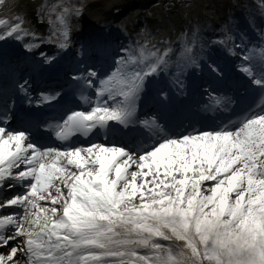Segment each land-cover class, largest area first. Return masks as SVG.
<instances>
[{
	"label": "snow or ice",
	"instance_id": "6c2138e0",
	"mask_svg": "<svg viewBox=\"0 0 264 264\" xmlns=\"http://www.w3.org/2000/svg\"><path fill=\"white\" fill-rule=\"evenodd\" d=\"M257 8L247 33L229 19L218 39L197 27L175 42L137 41L107 66L82 45L67 81L80 103L41 121L43 132L18 122V104L53 108L65 93L34 96L22 62L54 65L85 5L40 4L46 39L26 12L0 17V264H264V0ZM46 42L57 54L37 60ZM13 44L23 51L10 58ZM212 47L239 61L242 93L224 94L232 76ZM192 69L207 72L211 115L174 120L172 91L187 95ZM165 80L158 109L145 111L150 86Z\"/></svg>",
	"mask_w": 264,
	"mask_h": 264
},
{
	"label": "bare ground",
	"instance_id": "6f19581e",
	"mask_svg": "<svg viewBox=\"0 0 264 264\" xmlns=\"http://www.w3.org/2000/svg\"><path fill=\"white\" fill-rule=\"evenodd\" d=\"M88 0H82L81 3L85 5V11L84 14L73 20V32H72V43H73V38L77 35H83L85 33L94 35L96 34V31H104V33H108L109 36H116L114 30L110 31L111 27H115L119 23L120 20V15H122V12L125 11L127 8H136L137 5L138 7L141 4H144L145 1L148 0H107L105 4H100V3H94L92 4H86ZM94 1V0H93ZM56 3L58 0H8V3L10 5H18V7H10L8 10L0 9V17H7L9 15H15L18 12L23 13L26 12L27 16L26 19L28 21V26H30L33 30L37 32L38 35L44 37L45 39L48 37L49 32H48V25L47 22L45 21L44 23H39L36 19L35 16V9L42 3ZM70 3L73 4H80V2H77V0H70ZM219 0H208L204 4L201 5V8H205V11H207L209 14H212V10L216 9L219 5ZM137 9V8H136ZM196 9L193 8V12L188 13L186 15L185 21L182 22V27H184L185 32L189 31L188 27L192 29L187 23V20H190V15H198V10L197 12L194 11ZM209 10V11H208ZM211 10V11H210ZM138 15V14H137ZM185 16L184 14H182ZM94 16L95 19V24L92 22H89L88 19ZM135 23L138 22L136 18H134ZM209 20V19H208ZM86 22V23H85ZM212 22V21H211ZM108 29V30H107ZM214 29V28H213ZM88 30L92 31L90 33ZM107 30V31H106ZM220 38V33L214 34L211 36V39H218ZM127 42H130V44L134 45L137 40L134 39V43L130 40H127ZM46 45L50 47H54V44L52 43H45ZM43 44V45H45ZM108 45H112V43L107 39ZM42 45V46H43ZM11 48L15 49L17 53L22 51V48H17L14 44L10 46ZM71 51L72 45L69 48ZM222 50V49H221ZM70 51L67 50V54H69ZM57 53L53 54L56 55ZM228 58L229 57L227 55ZM62 57L58 56L57 61H60ZM228 61H231L230 59H227Z\"/></svg>",
	"mask_w": 264,
	"mask_h": 264
},
{
	"label": "rangeland",
	"instance_id": "374dc122",
	"mask_svg": "<svg viewBox=\"0 0 264 264\" xmlns=\"http://www.w3.org/2000/svg\"><path fill=\"white\" fill-rule=\"evenodd\" d=\"M82 0H77V2L81 3ZM84 1V0H83ZM208 0H148L145 1L144 4L136 8H127V11H124V15H121V20H127L130 16H133L134 13L137 10V13L145 14L148 16H151L152 18L157 17L156 14L159 13V11L162 10L166 16H172L174 19L179 20L178 16H176V12L178 10V7H182L183 11L186 13H189L188 11L192 10L193 8H200V11H205L201 9V5L204 4ZM107 0H88L86 4H94V3H100L105 4ZM219 4L221 6L217 8L218 13L216 16H219V12H222V17L226 19V22L231 19L235 22L236 27L239 28L240 26L243 27L242 19L239 20V23L237 20H235L233 14L236 9H246L248 13L250 12H257V4L258 0H219ZM141 7V8H140ZM164 7V9H162ZM136 9V10H135ZM178 13V12H177ZM201 14V12H200ZM241 18V16H240ZM122 20V21H123ZM225 22V23H226ZM224 23V24H225ZM259 23V21H257ZM238 25H240L238 27Z\"/></svg>",
	"mask_w": 264,
	"mask_h": 264
}]
</instances>
